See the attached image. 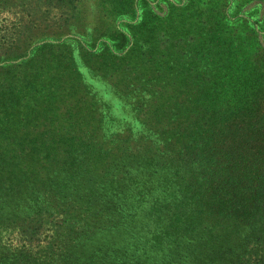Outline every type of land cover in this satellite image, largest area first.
Instances as JSON below:
<instances>
[{"label":"trees","instance_id":"trees-1","mask_svg":"<svg viewBox=\"0 0 264 264\" xmlns=\"http://www.w3.org/2000/svg\"><path fill=\"white\" fill-rule=\"evenodd\" d=\"M34 1L66 0L20 3L30 13ZM23 21L12 34L0 25L2 70L23 64H12ZM255 63L238 95H188L184 108L181 95H157L161 125L151 118L153 95H132L143 126L135 136H108L111 109L92 96L82 115L78 96L59 95L63 83L58 95L43 87L42 102L0 95V264H67L86 229L108 237L82 249L89 264H264L263 53ZM15 121L32 142L4 140L10 129L1 125ZM64 121L75 127L55 138L35 129Z\"/></svg>","mask_w":264,"mask_h":264},{"label":"rangeland","instance_id":"rangeland-1","mask_svg":"<svg viewBox=\"0 0 264 264\" xmlns=\"http://www.w3.org/2000/svg\"><path fill=\"white\" fill-rule=\"evenodd\" d=\"M20 1L0 5V25H8L11 34L16 20L25 21L21 57L12 59V64H23L4 70L0 66V95L42 102L43 87L44 93L58 95L63 83L59 95L78 96L75 110L82 115L87 116L92 96L103 110L111 109V120L103 115L108 136L142 133L143 126L131 111L136 107L132 95L147 99L153 95L151 118L161 125L165 122L160 119L166 121L165 105L157 95H181L178 101L183 108L188 95H238L264 54V0H80L74 4L66 0L52 6L34 1L36 11L30 13ZM109 39L113 46L106 42ZM10 87L14 90L8 91ZM70 103L68 99L66 105ZM170 109L169 114L175 112ZM67 121L40 122L34 128L55 138L63 135L61 129L75 127ZM1 128L10 129L4 140L8 137L18 144L33 140L24 139L28 132L23 133L16 121ZM51 138L46 136L44 142L51 143ZM87 230L72 244L67 264H89L82 249L108 239Z\"/></svg>","mask_w":264,"mask_h":264}]
</instances>
